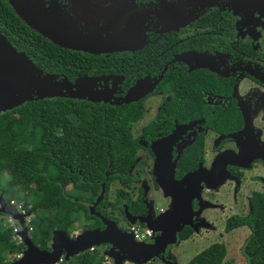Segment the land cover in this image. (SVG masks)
<instances>
[{
    "label": "flooded vegetation",
    "instance_id": "flooded-vegetation-1",
    "mask_svg": "<svg viewBox=\"0 0 264 264\" xmlns=\"http://www.w3.org/2000/svg\"><path fill=\"white\" fill-rule=\"evenodd\" d=\"M34 1L48 16H60L69 34L79 31L102 43L100 51L91 52L61 47L27 26L9 0H0V35L41 77H50L54 89L51 97L19 107L31 102L50 106L52 118L43 121V136L52 147L61 140L91 142L84 151L67 152L95 156L84 161L87 175L73 166L79 157L68 160V175L59 178L65 189H100L92 202H85L87 213L79 214L68 237L103 231L106 223L132 234V228L144 226L141 220L153 224L175 209L176 219L186 222L177 241L186 233L200 240L212 232L219 240L211 246L226 250L222 264H251L248 253L257 249L248 244L254 233L251 219L254 209L264 211V4ZM19 107L5 113L18 115ZM120 140L131 142L132 165L121 174L107 159L102 172L103 155L116 157L129 150L117 144ZM103 141L116 144L103 146ZM196 173L195 178L206 182L194 195L190 177ZM162 187L167 193L173 189V198ZM102 190L104 197L96 205ZM154 194L165 200L164 207L156 206ZM182 196L187 201L178 206ZM242 221L248 223L238 226ZM160 234L152 232L143 243L152 244ZM112 241L88 251L99 253L100 264H136L127 259L133 253L120 250L118 239ZM135 242L133 236L128 246ZM174 247L167 245L145 264H171L167 252Z\"/></svg>",
    "mask_w": 264,
    "mask_h": 264
},
{
    "label": "trees",
    "instance_id": "trees-1",
    "mask_svg": "<svg viewBox=\"0 0 264 264\" xmlns=\"http://www.w3.org/2000/svg\"><path fill=\"white\" fill-rule=\"evenodd\" d=\"M50 106L43 102L27 103L17 109L18 115L11 113L0 114V195L7 205L14 202L26 214L32 216L30 220V238L34 245L41 250H49L54 231L68 232L79 223V214L87 213L85 202H92L100 193L99 188L86 189L76 187L78 193L72 197L60 183L61 176H67L64 166L69 159H79L77 166L84 175H87L85 160H93L95 156L83 153L78 156H69V149L83 150L90 147V141H57L58 146L52 147V141L43 136L47 132L44 120L51 119ZM114 148L116 142L103 141ZM129 149L130 141L117 142ZM99 159H101L99 157ZM121 174L128 172L133 163V153L129 149L125 154L110 157L102 156V172L108 166ZM73 175L79 176L77 173ZM22 187V191L19 190ZM107 193V192H106ZM0 213V264L15 261L8 260L9 256L23 253L24 245L14 240L13 226L4 220ZM254 230L248 244L256 247L250 255L251 264H264V211L260 207L254 209ZM247 221L238 223V226L247 224ZM252 225V226H253ZM191 233L180 236L187 240ZM262 246V247H260ZM226 257L224 246H211L198 254L189 264H222ZM102 258L97 251L85 252L69 262L61 264H100Z\"/></svg>",
    "mask_w": 264,
    "mask_h": 264
},
{
    "label": "water",
    "instance_id": "water-1",
    "mask_svg": "<svg viewBox=\"0 0 264 264\" xmlns=\"http://www.w3.org/2000/svg\"><path fill=\"white\" fill-rule=\"evenodd\" d=\"M259 1L264 4V0ZM9 3L27 26L48 37L59 46L88 52L100 51L102 43L96 37L83 35L79 31L69 34L70 30L67 29V26L64 27L65 21L60 16H48L37 1L9 0ZM50 79L47 76L41 77V72L34 64L24 54L18 53L5 37L0 35V113L17 108L25 102L51 97L54 89L50 85ZM196 175L198 173L190 177L196 189L194 195L199 194L201 183L206 182V180L202 181L200 176L195 178ZM169 179L170 177H167V180ZM161 189L165 192L163 187ZM170 191L172 193L165 192V195L172 197L173 189ZM104 193L105 190H102L96 205L101 202ZM184 199L186 200L182 196L177 205H182ZM0 213L8 216L20 228L17 235L25 248L19 259L8 264H56L62 257L66 262L103 243L114 244L113 239H118L121 242L122 245L117 244L120 250L126 249V253H133V257L127 258L128 261L145 264L161 254L167 245L177 243L180 225L186 224L184 219H176L177 212L174 209L160 214L153 224L147 220H141L147 229L152 232H161L152 244L135 242L133 246H128L133 241V234L122 233L114 223L112 225L106 223L105 230L86 231L74 239H70L65 231H54L49 250H41L34 245L30 238L25 223L26 215L20 213L16 205H7L1 195ZM135 256L140 258L136 259Z\"/></svg>",
    "mask_w": 264,
    "mask_h": 264
},
{
    "label": "rangeland",
    "instance_id": "rangeland-1",
    "mask_svg": "<svg viewBox=\"0 0 264 264\" xmlns=\"http://www.w3.org/2000/svg\"><path fill=\"white\" fill-rule=\"evenodd\" d=\"M19 190L23 192L22 187L19 186ZM66 192L71 195L72 197L77 196L78 193L75 190L72 189H66ZM226 193L227 189L222 190V199H226ZM154 197L156 199V206L158 208L164 207V202L165 200L162 199L160 194H154ZM14 203V202H13ZM30 218L32 216L28 214ZM4 220L8 221L10 226L12 225L14 228V222L11 221V219L8 216L2 217ZM143 229H147L146 226H142ZM196 233V232H195ZM218 238L216 237V234L214 235L212 232H209L207 237H204L200 240H179L177 243H175L174 248H170L167 252V255H169V260L172 262L171 264H187L192 257L194 258L197 254L200 252L206 250L209 248L211 245L215 244L218 242ZM195 255V256H194ZM15 256H9L8 260H13Z\"/></svg>",
    "mask_w": 264,
    "mask_h": 264
},
{
    "label": "built area",
    "instance_id": "built-area-1",
    "mask_svg": "<svg viewBox=\"0 0 264 264\" xmlns=\"http://www.w3.org/2000/svg\"><path fill=\"white\" fill-rule=\"evenodd\" d=\"M11 204L15 205L13 202H11ZM18 211L24 215H26V218H25V223H26V227L28 228V233L30 235V232H31V227H30V216H28V214L25 213V211L21 210V208L19 206H16ZM20 230V228L18 226H16V224L14 223V229H13V232L15 234L14 236V240L17 242V243H22V240L20 239V237H18L17 233L18 231ZM131 232L134 236V239L138 242H144L146 240H148L150 237H151V234H152V231L149 230V229H142V228H132L131 229ZM89 251H92V249H90ZM22 256V254L20 255H17L15 256V259H19L20 257ZM63 258H61L59 260L58 263L56 264H61L63 262Z\"/></svg>",
    "mask_w": 264,
    "mask_h": 264
},
{
    "label": "clouds",
    "instance_id": "clouds-1",
    "mask_svg": "<svg viewBox=\"0 0 264 264\" xmlns=\"http://www.w3.org/2000/svg\"><path fill=\"white\" fill-rule=\"evenodd\" d=\"M15 260H17V259H15Z\"/></svg>",
    "mask_w": 264,
    "mask_h": 264
}]
</instances>
